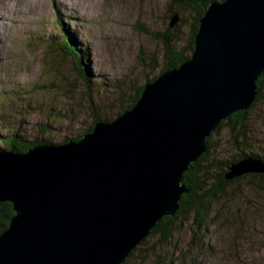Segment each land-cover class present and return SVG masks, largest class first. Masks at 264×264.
I'll list each match as a JSON object with an SVG mask.
<instances>
[{
    "label": "water",
    "instance_id": "obj_1",
    "mask_svg": "<svg viewBox=\"0 0 264 264\" xmlns=\"http://www.w3.org/2000/svg\"><path fill=\"white\" fill-rule=\"evenodd\" d=\"M263 71L264 0H214L192 56L148 81L133 107L77 141L0 150V202L15 211L0 264L123 263L182 206L184 172L223 120L252 105ZM251 172L264 160L243 158L226 177Z\"/></svg>",
    "mask_w": 264,
    "mask_h": 264
},
{
    "label": "rangeland",
    "instance_id": "obj_2",
    "mask_svg": "<svg viewBox=\"0 0 264 264\" xmlns=\"http://www.w3.org/2000/svg\"><path fill=\"white\" fill-rule=\"evenodd\" d=\"M65 3L0 0V16L4 6L10 7L4 20L0 19V133H36L40 139L60 142L89 128L95 115L116 118L134 92L164 68L163 34L172 16H177L171 13L168 0ZM193 22L192 15L183 14L178 19L177 24H184L183 41L176 44L179 48L188 46ZM62 27L85 49L95 87L90 99L73 60L51 44L64 37ZM49 106L72 119L49 115L51 110H44ZM254 117L263 131L264 103ZM41 122L46 131L36 126ZM262 133L257 138H262ZM210 142L213 158L228 160L235 153L227 129L211 133ZM235 185L246 191L244 180ZM230 202L240 200L237 197ZM259 202L264 205V198ZM229 211L226 208L225 213ZM262 215L257 223L249 220L250 228L235 227L240 223L232 222L229 215V224L223 216L218 217L209 236L193 247L189 222L179 221L181 227L177 226L170 237L150 233L142 239L125 264H264V212Z\"/></svg>",
    "mask_w": 264,
    "mask_h": 264
},
{
    "label": "trees",
    "instance_id": "obj_3",
    "mask_svg": "<svg viewBox=\"0 0 264 264\" xmlns=\"http://www.w3.org/2000/svg\"><path fill=\"white\" fill-rule=\"evenodd\" d=\"M172 14L180 18L183 14L192 15L194 22L190 31V41L188 46L179 48V42L183 41L182 35L184 32L181 29V24H175L167 29V33L163 34L164 41V68L163 71L170 68L179 67L184 61L192 56L195 47V36L199 28V20L205 14L210 3L214 0H168ZM178 10V12H176ZM173 14V15H174ZM174 18V16H172ZM183 20H186L183 18ZM59 23L62 24L61 21ZM184 23V22H183ZM184 24H182L183 26ZM62 40L51 42L52 46L64 53V56L73 60V67L77 70L78 78L86 82L89 99L93 95L92 78L87 68V60L85 57V49L78 44V40L71 33H65L63 27ZM59 35V32H58ZM74 36V37H73ZM157 78V77H155ZM153 78V80L155 79ZM151 81V80H149ZM145 85L140 87L132 95L130 102L126 108L133 107L140 98ZM258 94L252 105L246 110H239L229 115L223 120L212 133H221L227 129L230 133L231 147L234 150L232 157L228 160H223L219 157H212L211 150V135L207 138V150L194 162L192 168L184 172L183 183L190 191L185 192L181 196L182 206L173 216H164L151 231L152 234H161V236L170 237L171 233L186 221L189 222L192 228L191 246L198 244L203 239L209 236L213 223L217 221L218 217H224L226 223L229 224L227 216H231L232 222L238 221L240 224L235 225L239 228H250L253 219L257 223L258 218L264 212V205H261L259 198H264V173H246L237 176L233 179H227L226 173L228 166L232 163L246 157H258L264 160V135L262 138H257L258 133H264L256 124L254 117L255 110L264 103V71L257 80ZM29 103V102H28ZM30 108V107H29ZM52 108V109H51ZM51 110L49 115H55L57 118L72 119V116L59 112L54 107L49 106L47 109ZM53 113V114H52ZM118 114V115H119ZM68 116V117H67ZM92 125L85 129L82 133H74L72 136L61 139L60 142L47 141L40 139L36 133H0V150H15L17 152H26L37 144L55 143L63 144L70 140H80L85 134L91 131L97 121L113 120V117L100 118L98 115L94 116ZM36 126L40 127V131H46L43 123H38ZM44 127V128H43ZM35 128V125H34ZM262 133V134H263ZM46 134V133H39ZM262 134H259L262 136ZM229 153V152H228ZM244 180L246 184V191L241 190L235 184ZM256 191L253 193L252 191ZM240 202L231 203L230 201L237 198ZM226 208L229 209L230 214H226ZM15 214L13 204L10 201L0 202V234L9 227L12 216ZM223 214V215H222ZM263 217V215H262ZM247 221V223L245 221ZM182 222L181 223H179ZM223 222V220H222ZM178 226V227H177ZM136 248L133 249L130 255H133ZM124 261L121 264H125Z\"/></svg>",
    "mask_w": 264,
    "mask_h": 264
},
{
    "label": "bare ground",
    "instance_id": "obj_4",
    "mask_svg": "<svg viewBox=\"0 0 264 264\" xmlns=\"http://www.w3.org/2000/svg\"><path fill=\"white\" fill-rule=\"evenodd\" d=\"M65 1L66 0H61V4L63 5V6H66V3H65ZM36 2V1H35ZM39 3V2H38ZM5 4V3H4ZM31 4H33L32 2H31ZM36 4V3H35ZM7 5V4H6ZM34 5V4H33ZM4 8V11L2 12V15L0 16V19H2V20H4V17H5V15H6V13H5V11L7 12V11H9V9H10V7L7 5V6H4L3 7ZM1 12V11H0Z\"/></svg>",
    "mask_w": 264,
    "mask_h": 264
}]
</instances>
